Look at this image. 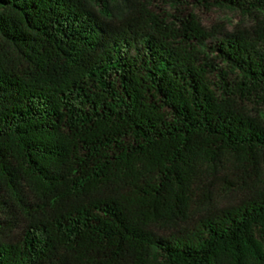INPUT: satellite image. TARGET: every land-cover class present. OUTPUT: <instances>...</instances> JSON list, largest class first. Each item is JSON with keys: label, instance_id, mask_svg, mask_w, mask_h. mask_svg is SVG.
I'll return each mask as SVG.
<instances>
[{"label": "trees", "instance_id": "trees-1", "mask_svg": "<svg viewBox=\"0 0 264 264\" xmlns=\"http://www.w3.org/2000/svg\"><path fill=\"white\" fill-rule=\"evenodd\" d=\"M169 3L0 0V264H264V0Z\"/></svg>", "mask_w": 264, "mask_h": 264}, {"label": "rangeland", "instance_id": "rangeland-1", "mask_svg": "<svg viewBox=\"0 0 264 264\" xmlns=\"http://www.w3.org/2000/svg\"><path fill=\"white\" fill-rule=\"evenodd\" d=\"M150 2L151 8L163 15L166 13H177V10L171 7L169 0H150ZM188 10L197 13L199 18L202 20V23L208 28H214L217 25H220V20H224L226 18H235L237 20L239 17V14L235 11L216 7L206 8L203 6H196L189 7ZM228 30H231L230 26L228 27ZM219 37L222 36L219 35Z\"/></svg>", "mask_w": 264, "mask_h": 264}]
</instances>
